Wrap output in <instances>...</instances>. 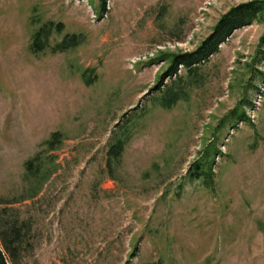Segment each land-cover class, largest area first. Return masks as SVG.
I'll list each match as a JSON object with an SVG mask.
<instances>
[{
    "label": "rangeland",
    "instance_id": "rangeland-1",
    "mask_svg": "<svg viewBox=\"0 0 264 264\" xmlns=\"http://www.w3.org/2000/svg\"><path fill=\"white\" fill-rule=\"evenodd\" d=\"M106 1L0 0V208L31 223L23 264H264V16L179 80L171 54L252 0ZM50 20L63 31L49 46L78 45L31 51ZM170 84L180 98L164 108ZM113 137L126 143L109 171Z\"/></svg>",
    "mask_w": 264,
    "mask_h": 264
},
{
    "label": "trees",
    "instance_id": "trees-1",
    "mask_svg": "<svg viewBox=\"0 0 264 264\" xmlns=\"http://www.w3.org/2000/svg\"><path fill=\"white\" fill-rule=\"evenodd\" d=\"M106 0H99L101 13L106 11ZM264 16V0H252L250 2L242 3L230 8L220 19L216 22L212 28L211 33L203 39L199 45L190 52L174 53L171 54L172 61L170 66L164 73L165 76H178L179 67H183L187 73L194 72L197 68V64H201L208 61L210 56L216 54L220 49V44L227 41V38L233 33L234 30L239 29L245 25L251 24L253 21H257ZM32 35L30 50L33 52H41L45 48L49 47L52 53L64 52L70 48L78 45L80 42V35L78 34H65L58 42L49 46V37L53 31L61 33L63 31L62 23H54L51 20L41 24ZM261 60L264 61V36L261 39ZM199 64V65H200ZM258 75L262 78L264 73L258 72ZM180 80V79H179ZM162 83V82H161ZM158 84L156 87H159ZM159 89V88H158ZM257 92L260 90L256 88ZM162 99L159 103L164 108H170L180 98V90L174 87V84L167 86L165 92H163ZM243 105L248 108H253L254 104L251 100H244ZM245 112L236 113L233 115V120H248L245 117ZM60 132H53L51 137L45 143L48 149H54L56 143L60 141ZM126 139L122 137H113L109 150L107 151V168L112 171V163L120 161ZM41 154H35L31 159L25 162V170L27 175L34 178V181L38 183V180L46 175L49 170H42ZM199 173L198 171L195 172ZM29 194L23 197L21 200L32 199L38 193V187L32 186ZM14 201L4 202V205L13 204ZM31 223L29 219L21 220L19 213L10 206H4L0 208V264H23V260L26 255L34 248V242L30 240L31 235ZM147 264H162L160 262H152Z\"/></svg>",
    "mask_w": 264,
    "mask_h": 264
}]
</instances>
